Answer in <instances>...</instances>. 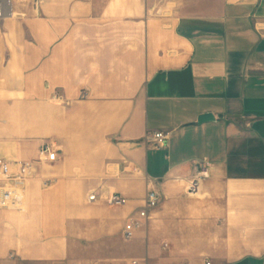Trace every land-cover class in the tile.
Wrapping results in <instances>:
<instances>
[{
  "label": "crops",
  "instance_id": "0c3cea01",
  "mask_svg": "<svg viewBox=\"0 0 264 264\" xmlns=\"http://www.w3.org/2000/svg\"><path fill=\"white\" fill-rule=\"evenodd\" d=\"M2 2L0 157L26 181L0 264H264V0Z\"/></svg>",
  "mask_w": 264,
  "mask_h": 264
},
{
  "label": "built area",
  "instance_id": "2783aa9c",
  "mask_svg": "<svg viewBox=\"0 0 264 264\" xmlns=\"http://www.w3.org/2000/svg\"><path fill=\"white\" fill-rule=\"evenodd\" d=\"M4 15V5L0 0V18ZM153 146L157 149L166 148L169 138L168 132L155 131L149 137ZM59 145L52 140H45L40 148V160L56 161L59 153ZM210 176L209 166L206 162H198L195 165L194 172L189 179L187 193L195 195L198 193L201 183ZM26 181V175L23 172L14 173L11 163L3 157H0V209H21L24 202L23 187ZM104 200L109 205H124L127 199L120 193L112 192L104 196L96 193L89 195V201ZM160 194L154 188L147 192L145 205L136 216L129 218L123 229V237L130 240L134 237L136 231L142 227L143 219H147L149 211L159 205ZM205 264H214L210 259L205 260Z\"/></svg>",
  "mask_w": 264,
  "mask_h": 264
},
{
  "label": "water",
  "instance_id": "95a60500",
  "mask_svg": "<svg viewBox=\"0 0 264 264\" xmlns=\"http://www.w3.org/2000/svg\"><path fill=\"white\" fill-rule=\"evenodd\" d=\"M211 119H213V115L210 114V113H207V114L201 115L199 117V122L201 123V122H204V121H207V120H211Z\"/></svg>",
  "mask_w": 264,
  "mask_h": 264
}]
</instances>
